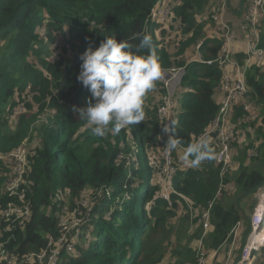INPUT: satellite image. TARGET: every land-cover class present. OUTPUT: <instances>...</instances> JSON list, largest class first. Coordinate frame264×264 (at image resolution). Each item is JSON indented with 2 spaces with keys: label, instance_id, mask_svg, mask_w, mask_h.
Listing matches in <instances>:
<instances>
[{
  "label": "trees",
  "instance_id": "trees-1",
  "mask_svg": "<svg viewBox=\"0 0 264 264\" xmlns=\"http://www.w3.org/2000/svg\"><path fill=\"white\" fill-rule=\"evenodd\" d=\"M157 1L0 0V211L16 200L5 189L11 172L9 154L31 140V130L38 128V142L27 147L24 176L30 220L23 227L8 220L11 228L4 230L0 218L3 249L18 263L26 264L27 254L45 248L49 236L57 238L65 207L73 210L79 204L84 213L85 200L91 225L98 223L95 237L75 258L62 253L59 264H154L174 229H183L185 240L175 264H197L196 243L203 232L198 218L207 210L209 224L203 236L207 256L229 244L237 224L241 241L246 242L251 231L246 210L254 206L245 203L257 198L264 187V59L249 66L247 93L232 106L235 139L230 147L238 165L235 174L231 171L221 181L215 159L184 172L180 146L196 142L209 130L223 91L226 64L208 66L200 61L216 58L222 44V26L207 14L219 0H168L171 14L166 23L149 18ZM248 3L227 0L224 13L235 34L234 57L240 63L253 36L245 19ZM256 30L264 52V18ZM133 32L151 35L162 69L186 66L173 116L180 146L173 151L178 170L168 179L176 192L170 196L171 205L160 196L166 123L156 117L164 93L159 80L144 99L145 120L118 134L93 135L73 112L91 98L77 79L81 54L90 43L98 47L105 36L120 41ZM246 102L249 111L244 109ZM212 136L205 137L211 141ZM86 221L84 228L89 226ZM191 221L194 228L189 232ZM240 252H235L233 264L240 260ZM257 255L264 264V249Z\"/></svg>",
  "mask_w": 264,
  "mask_h": 264
},
{
  "label": "built area",
  "instance_id": "built-area-1",
  "mask_svg": "<svg viewBox=\"0 0 264 264\" xmlns=\"http://www.w3.org/2000/svg\"><path fill=\"white\" fill-rule=\"evenodd\" d=\"M248 8L245 15V19L249 26L253 30V36L250 40L246 42V52L245 57L240 63L235 56V47L233 41L235 40V34L230 28L229 24L224 19V13L226 11V0H219L215 3L210 11L208 12L209 17L216 20L221 24L223 29L222 44L218 55L214 59L203 60L201 62L210 66L214 63L218 65H230L234 69L233 75H225L223 79V91L221 93L220 101L218 102V110L215 117L212 119L209 130L206 131L201 137L210 136L211 142L216 148L215 158L217 164L220 166L219 176L222 178L226 175L230 165H231V142L235 139V126L230 120L232 106L235 101L243 99L247 93L246 84V72L249 66L255 62L259 64L263 61V49L259 47V36L256 30L260 19L264 18V0H248ZM171 14V8L166 4L164 0H158L155 6L150 11V19L158 23H166ZM43 33V30H42ZM199 42L196 47L200 46ZM186 73V66H172L166 69H162V77L159 80L163 86L164 93L162 96L161 103L156 110V117L158 120L165 122L171 126V121H173V116L175 110L179 107V102L177 100V91L181 85V82ZM245 110H250V105L246 102L244 105ZM255 114H251L250 117H254ZM249 129V127H248ZM168 135H174V133L166 134V141ZM166 145V144H165ZM180 146V145H179ZM182 148V159L183 154L187 146H180ZM163 164L160 169V174L162 177V191L160 196L171 205L170 196L176 193L171 184H169L168 179L172 177L178 170L179 162L175 159L174 153L168 152L165 148L161 153ZM1 158V156H0ZM9 159L11 161V172L9 175V182L6 186V192L9 196L15 197V201H10L7 206L0 211V217L6 221L4 230H10V225H8V220L12 223H16L18 226L23 227L25 223L30 220V205L25 201V188H24V176L26 173L27 162H28V150L24 145L13 149L9 154ZM178 163V164H177ZM183 171L187 172L189 167L183 160ZM222 185L220 184L215 196H218ZM85 206V212L79 210V204L71 210L76 214H82V216L77 218L78 227L81 228L83 220H87L90 215H87V210L90 209L89 201L85 200L82 203ZM211 203L209 204V207ZM14 209V210H13ZM13 210V212L8 213V211ZM66 207L62 210V217L59 221V235L57 238L48 237L45 248L38 252H33L27 254L23 262L26 264H58L56 262V255L54 252L59 250L60 254L63 253V248L67 250L66 254L72 253L73 243L78 238V235L74 238L67 232L66 228L61 226V222L65 219ZM83 214L87 215L86 218L82 219ZM2 215V216H1ZM81 218V220H80ZM208 210L204 212L198 222L201 223L204 232L208 228ZM87 222V221H86ZM78 228V230H79ZM83 231L85 229L81 228ZM239 229V224L233 229V232ZM77 230V232H78ZM87 232V231H86ZM88 234V232H87ZM79 236L82 238L85 236L84 232H79ZM73 237V238H72ZM74 241V242H73ZM264 241V187L258 195L257 203L253 209V215L251 219V231L247 237L246 242L242 250L240 260L237 264H250L254 255L259 251V246ZM0 263L2 261L5 264H20L12 256L8 255L3 249L4 244L0 241ZM61 247H60V246ZM59 246V247H58ZM77 247V246H76ZM58 248V249H57ZM1 252L3 256H1ZM75 256L79 254V251L74 253ZM72 256V254H71ZM209 259V256L199 250L197 252V264H205ZM17 262V263H16Z\"/></svg>",
  "mask_w": 264,
  "mask_h": 264
},
{
  "label": "clouds",
  "instance_id": "clouds-1",
  "mask_svg": "<svg viewBox=\"0 0 264 264\" xmlns=\"http://www.w3.org/2000/svg\"><path fill=\"white\" fill-rule=\"evenodd\" d=\"M130 40H139V43L133 44ZM80 59L77 79L90 91L91 98L85 107H74L73 112L86 122L93 135L118 134L145 120L144 99L162 77L151 35L133 32L128 39L120 41L114 35L105 36L98 47L93 48L90 43ZM175 128V121H171V126L164 124L162 132L174 133ZM179 143L175 135H168L164 148L172 152ZM214 159L215 151L207 137L190 143L183 154L184 162L193 169Z\"/></svg>",
  "mask_w": 264,
  "mask_h": 264
},
{
  "label": "rangeland",
  "instance_id": "rangeland-1",
  "mask_svg": "<svg viewBox=\"0 0 264 264\" xmlns=\"http://www.w3.org/2000/svg\"><path fill=\"white\" fill-rule=\"evenodd\" d=\"M164 1L168 2V0H164ZM226 4H227V0H226ZM211 7L212 6H209V8L207 10V14L210 11ZM229 26H230V28H232L230 24H229ZM55 50L58 53L61 51L60 48H57V44L55 45ZM245 52H246V49H245ZM193 56H194V53H193V55L191 57H193ZM225 69H226V66H225ZM20 111H21V109L19 108V112ZM40 119L44 120V117L41 116ZM37 124H39V123L37 122ZM36 129L38 130V128H36ZM36 129L33 128L31 130V134H32V136H30L31 140L29 138V140H27L26 142H24V144H21V145H24L26 148L27 147L29 148L30 144L38 142L37 141L38 140V132H37ZM215 161H216V158H215ZM216 163H217V161H216ZM236 167H238L237 163L235 161L231 160V165H230L228 171L226 172V175L228 173H230L231 171L233 172L232 174H235L234 171H235ZM228 187H231V185H228ZM65 200L67 202V200H68L67 196L65 197ZM257 200H258V197L256 198V196H252L248 200L249 202L245 203V206L248 207L252 203V206L255 207V204H256ZM67 207H69V205H67ZM254 207H253V209H254ZM66 209H68V208H66ZM13 210L8 211V213L13 212ZM65 213H66L67 216L64 217L65 219L61 222V226L66 228V230L70 234V236L72 235L73 231H74V234H73L74 238L78 235V238L76 239V241L75 242L73 241L74 243H73V247H72V249H73L72 253L68 254L69 256H71V254H72L71 258H75V254L74 253L79 251L80 248L86 247V245L90 242V240L95 237V232L98 229V223L96 222V223H93L91 225V223H90L91 216H89V218L87 219V222L85 223V224L89 225L88 228H84L83 226L81 227V228L85 229L88 232V234H87L86 231H83L81 228L78 227L79 223L76 222L77 218L79 216L81 217L82 214H76L75 212H72L71 210H65ZM246 213H247V216H249L250 219H252L253 210L250 208L249 210H246ZM86 217H87V215L83 214L82 219H84ZM80 220H81V218H80ZM5 225H6V221L3 219V226H5ZM192 225H193V222L191 221V225L189 223V226H190L189 227V232L193 231L194 226H192ZM78 228H79V230H78ZM77 230H78V232H77ZM79 232H84L85 236H83L81 238L79 236ZM205 232L203 230L200 239L196 243L195 255H197V252H199V250L202 251V252L204 250V252H205V246H204V242H203V240H204L203 236H204ZM187 233H188V231H187ZM241 234H242V231H241L240 228L238 230H236L235 232H233V236H232V239L229 242V244L227 245V243H223V245L218 248L217 252H214L213 256L211 258H209L205 262V264H233L234 263L233 256H234L235 252L238 253L239 250H240L241 251L240 254H242V250H243V247H244V244L242 243L241 237H240ZM141 237H144V238L146 237V233L143 232V229L141 231ZM183 237H184V230L183 229H174V233L170 234V238H169L168 242L166 243V241H165V243L163 244V248L161 247V249L164 251V254L162 255L161 259L159 261H156L154 264H175L176 260L180 256L179 250L181 249V245L185 241L183 239ZM262 248L264 249V241L259 246L258 250H261ZM173 251H174V254H173ZM66 252H67V250L65 248H63V253H66ZM54 253L57 254L56 255V262L58 261V264H59V261L62 259L61 258L62 254H60L59 250L55 251ZM78 255L79 254H77L76 256H78ZM1 256H3L2 252H1ZM258 259H259L258 264H263V263H260V262L263 261V259H261V257H258V255L256 256V258H255V255L253 256L250 264H252L253 262L256 264V262H257L256 260H258Z\"/></svg>",
  "mask_w": 264,
  "mask_h": 264
},
{
  "label": "crops",
  "instance_id": "crops-1",
  "mask_svg": "<svg viewBox=\"0 0 264 264\" xmlns=\"http://www.w3.org/2000/svg\"><path fill=\"white\" fill-rule=\"evenodd\" d=\"M245 49H246V46H245ZM225 66H226V69H225L226 75H233V74H234V69H233V67L230 66V65H225ZM220 98H221V95H219V97L217 98V102L220 101ZM173 118H174V117H173ZM255 205H256V204H255ZM257 254H258V251H257V253H256V255H255V258H256V256H257ZM209 258H211V256H209Z\"/></svg>",
  "mask_w": 264,
  "mask_h": 264
}]
</instances>
